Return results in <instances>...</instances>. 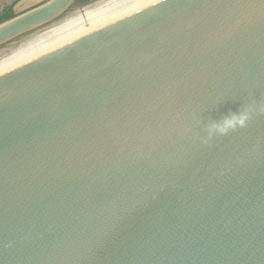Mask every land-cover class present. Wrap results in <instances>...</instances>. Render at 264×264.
Here are the masks:
<instances>
[{"label": "water", "instance_id": "95a60500", "mask_svg": "<svg viewBox=\"0 0 264 264\" xmlns=\"http://www.w3.org/2000/svg\"><path fill=\"white\" fill-rule=\"evenodd\" d=\"M251 101L264 0H157L1 72L0 264H264V115L200 140Z\"/></svg>", "mask_w": 264, "mask_h": 264}, {"label": "bare ground", "instance_id": "6f19581e", "mask_svg": "<svg viewBox=\"0 0 264 264\" xmlns=\"http://www.w3.org/2000/svg\"><path fill=\"white\" fill-rule=\"evenodd\" d=\"M157 0H117L109 7L99 9L96 12H90L86 15L88 27H84L82 21H76L55 32L49 39L37 42L33 46L26 48L13 57L0 63V73L19 64H22L40 54L48 52L71 40L94 30L104 24H107L117 18L136 11Z\"/></svg>", "mask_w": 264, "mask_h": 264}, {"label": "rangeland", "instance_id": "374dc122", "mask_svg": "<svg viewBox=\"0 0 264 264\" xmlns=\"http://www.w3.org/2000/svg\"><path fill=\"white\" fill-rule=\"evenodd\" d=\"M114 1L117 0H76L73 6L53 22L0 47V63L13 57L16 53L31 47V45L33 46L34 44L32 43L36 44L43 41V39H47L49 35H53L71 23L82 21L81 25L88 27L86 15L109 7Z\"/></svg>", "mask_w": 264, "mask_h": 264}, {"label": "clouds", "instance_id": "9594fccd", "mask_svg": "<svg viewBox=\"0 0 264 264\" xmlns=\"http://www.w3.org/2000/svg\"><path fill=\"white\" fill-rule=\"evenodd\" d=\"M223 96H217L210 101L218 103ZM258 115H264V101H251L245 103L239 110L230 112L220 119H209L203 123L205 135L200 137L202 143H208L213 139L225 136L238 128L246 127L249 122ZM201 123V121H197Z\"/></svg>", "mask_w": 264, "mask_h": 264}, {"label": "flooded vegetation", "instance_id": "af4514ba", "mask_svg": "<svg viewBox=\"0 0 264 264\" xmlns=\"http://www.w3.org/2000/svg\"><path fill=\"white\" fill-rule=\"evenodd\" d=\"M47 1L48 0H0V25L6 21H9V20H11V19L23 14V13H26V12L44 4ZM75 1L76 0L73 1L71 6H73ZM39 28H37V29H39ZM37 29H35V30H37ZM35 30H33L27 34H30V33L34 32ZM27 34H24V35H27ZM24 35H22V36H24ZM22 36H20V37H22ZM20 37H18V38H20ZM16 39H14V40H16ZM14 40H12V41H14ZM12 41H10V42H12ZM10 42H8V43H10ZM32 44H34V43H32ZM29 45H31V44H29Z\"/></svg>", "mask_w": 264, "mask_h": 264}]
</instances>
